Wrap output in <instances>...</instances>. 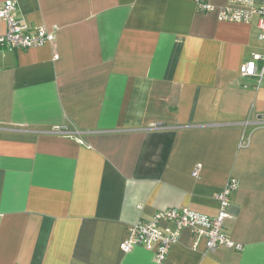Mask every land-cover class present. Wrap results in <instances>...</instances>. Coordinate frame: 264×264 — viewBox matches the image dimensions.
<instances>
[{
	"label": "crops",
	"instance_id": "crops-1",
	"mask_svg": "<svg viewBox=\"0 0 264 264\" xmlns=\"http://www.w3.org/2000/svg\"><path fill=\"white\" fill-rule=\"evenodd\" d=\"M14 1L56 31L0 50V264H264V87L239 74L262 51L255 20L194 0ZM229 177L239 250L205 253L185 228L162 263L123 252L156 211L215 215Z\"/></svg>",
	"mask_w": 264,
	"mask_h": 264
},
{
	"label": "built area",
	"instance_id": "built-area-1",
	"mask_svg": "<svg viewBox=\"0 0 264 264\" xmlns=\"http://www.w3.org/2000/svg\"><path fill=\"white\" fill-rule=\"evenodd\" d=\"M194 1L199 11L215 10L220 21L250 23L255 20L262 51L252 53L251 57L239 66V74L252 77L256 87H264V0H226L220 7L207 0ZM0 19L5 22V30L0 33V50L29 49L54 41L56 27L48 29L44 26H29L24 19L17 16L14 0H5L1 4ZM198 171L197 167L192 174L196 176ZM237 187V179L229 177L215 195L218 211L213 216L197 213L188 207H178L162 209L156 211L150 219L138 220L129 228V235L122 242L123 252L140 245L152 251L155 262L162 263L185 228L191 231L195 240L204 241L205 253H214L222 246L239 250L241 245L223 231L230 197ZM162 224L170 228L165 229Z\"/></svg>",
	"mask_w": 264,
	"mask_h": 264
}]
</instances>
